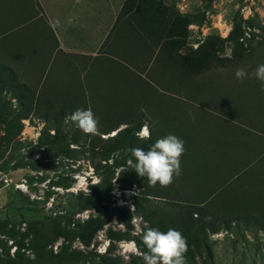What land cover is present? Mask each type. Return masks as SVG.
<instances>
[{"label":"rangeland","instance_id":"rangeland-1","mask_svg":"<svg viewBox=\"0 0 264 264\" xmlns=\"http://www.w3.org/2000/svg\"><path fill=\"white\" fill-rule=\"evenodd\" d=\"M60 1L76 14L70 33L57 0H0V264H145L148 228L180 231L186 264H264V92L252 75L264 64V0H155L160 14L142 0L123 14L125 0ZM204 42L210 65L183 71L177 55ZM78 108L93 111L96 134L65 119ZM130 124L132 148L184 141L169 186H150L128 153L90 149ZM90 222L101 225L92 235Z\"/></svg>","mask_w":264,"mask_h":264},{"label":"clouds","instance_id":"clouds-1","mask_svg":"<svg viewBox=\"0 0 264 264\" xmlns=\"http://www.w3.org/2000/svg\"><path fill=\"white\" fill-rule=\"evenodd\" d=\"M234 75L243 80L248 73L238 68ZM252 75L261 82V91L264 92V64L258 65ZM65 119L74 123L86 135L96 134L98 131V119L90 108H78ZM149 135L145 126L142 137L148 138ZM184 150V141L168 134L158 139L146 151L142 148H131L129 151L135 162L129 160L128 163L139 177L147 178L150 186L159 184L161 187H167L173 182L174 175L181 174L180 157ZM142 241L148 249L143 255L145 264H186L185 253L188 245L180 231L169 228L162 232L156 228H148L142 235Z\"/></svg>","mask_w":264,"mask_h":264},{"label":"trees","instance_id":"trees-1","mask_svg":"<svg viewBox=\"0 0 264 264\" xmlns=\"http://www.w3.org/2000/svg\"><path fill=\"white\" fill-rule=\"evenodd\" d=\"M135 1L136 0H125L120 10V14H123L128 7L131 8V5H133ZM142 8H144V11L146 12L151 11L153 13L160 14L162 5L160 3H156L155 0H142L138 2V9L142 10ZM179 23L180 22L178 20L175 21L172 24V26H170L169 33L174 32L177 29V27H179ZM231 34L228 39L229 42H232L233 44L238 43L237 39L232 37ZM200 50H199L200 52L198 51L199 53L197 52L196 55L190 58L180 57L179 55H177L179 60V65L183 71L190 73H198L210 65L211 59L215 58L211 54V48H209V45L206 42H204ZM171 55L172 54H167V57L171 59ZM138 129L139 127L130 124L129 127L119 131L115 137L109 138L106 141H103L102 139L99 138V136L96 135L92 138L90 149L94 150L96 148V145L94 144L104 142L103 144H101L100 147L98 146L99 155L103 160H109L114 153H128L126 156L129 157L133 162H135V158L131 155V152L129 150L137 142L135 133ZM103 133L104 132H101V134ZM62 141L63 138L58 139L57 136L55 135L51 138L50 143L59 144ZM155 142L156 140L152 138H148L145 141H142L141 145H139L138 148H142L146 151ZM74 143H77V140L76 141L74 140ZM197 217L198 219L196 220V222H199L197 224L203 225L202 231H204L206 228L211 229L213 233H216L218 231V228H216L217 225L216 219L209 217L208 215L205 214V212H198ZM243 219L249 224L252 221L250 216H246ZM86 227L89 231V234L92 235L100 229L101 225L97 222H90L87 224ZM226 229H228V226L226 227ZM208 256H210L209 252H208Z\"/></svg>","mask_w":264,"mask_h":264},{"label":"crops","instance_id":"crops-1","mask_svg":"<svg viewBox=\"0 0 264 264\" xmlns=\"http://www.w3.org/2000/svg\"><path fill=\"white\" fill-rule=\"evenodd\" d=\"M58 2V3H57ZM57 2L55 3V7L57 6L58 8L56 9V10H59L60 12H58V14H59V17H64V25L65 26H67L68 28H67V30H66V32L67 33H70L71 31H70V29H71V27H69V25H70V23L71 22H73L72 21V19L74 18V16H76V14H74L73 13V17H69V15L70 14H68V12H64V6H63V2L62 1H60V0H57ZM53 11V10H52ZM51 11V12H52ZM68 11V10H67ZM51 12H50V14H51ZM72 18V19H71ZM78 27L79 26H77L76 25V29H78ZM78 32H75V35H73V39L75 40V41H78V39H80V36H81V33L80 32H82L81 31V28H80V30L78 29L77 30ZM83 33V32H82ZM74 47V46H73ZM86 48V47H85ZM81 49H84L83 47H81ZM86 49H88V48H86ZM85 49V50H86ZM82 52V51H81ZM84 52V51H83Z\"/></svg>","mask_w":264,"mask_h":264}]
</instances>
